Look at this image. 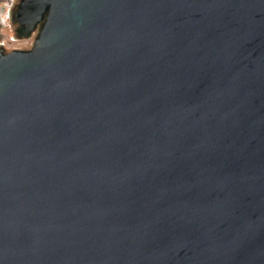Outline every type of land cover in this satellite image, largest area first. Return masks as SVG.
Returning a JSON list of instances; mask_svg holds the SVG:
<instances>
[{
  "label": "water",
  "instance_id": "95a60500",
  "mask_svg": "<svg viewBox=\"0 0 264 264\" xmlns=\"http://www.w3.org/2000/svg\"><path fill=\"white\" fill-rule=\"evenodd\" d=\"M0 41V264H264V0H24Z\"/></svg>",
  "mask_w": 264,
  "mask_h": 264
},
{
  "label": "flooded vegetation",
  "instance_id": "af4514ba",
  "mask_svg": "<svg viewBox=\"0 0 264 264\" xmlns=\"http://www.w3.org/2000/svg\"><path fill=\"white\" fill-rule=\"evenodd\" d=\"M24 0H3L1 11L3 12L2 19L12 30V37H23V26L27 24V21L18 16V8ZM30 31L28 36H25L29 40V44L32 41L34 34L38 31L37 25ZM1 41V40H0ZM28 44V45H29ZM2 45L3 41H2ZM5 47V46H4Z\"/></svg>",
  "mask_w": 264,
  "mask_h": 264
},
{
  "label": "rangeland",
  "instance_id": "374dc122",
  "mask_svg": "<svg viewBox=\"0 0 264 264\" xmlns=\"http://www.w3.org/2000/svg\"><path fill=\"white\" fill-rule=\"evenodd\" d=\"M2 4L3 0H0V40L3 41V44L6 48L11 47L13 45L27 46L29 44V40L27 37H12V30L2 19Z\"/></svg>",
  "mask_w": 264,
  "mask_h": 264
}]
</instances>
